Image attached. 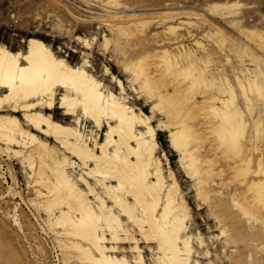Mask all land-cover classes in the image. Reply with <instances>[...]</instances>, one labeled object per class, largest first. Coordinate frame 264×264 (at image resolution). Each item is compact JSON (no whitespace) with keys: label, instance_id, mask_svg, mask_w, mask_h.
<instances>
[{"label":"bare ground","instance_id":"bare-ground-1","mask_svg":"<svg viewBox=\"0 0 264 264\" xmlns=\"http://www.w3.org/2000/svg\"><path fill=\"white\" fill-rule=\"evenodd\" d=\"M79 1L98 25L72 35L85 48L77 61L36 34L18 47L0 39L5 72L12 57L23 65L34 52L63 61L61 83L49 91L25 96L0 86V198H18L0 212L23 235L35 264L46 250L33 236V251L22 204L45 235L53 264H264V25L244 23L240 0H214L201 10L167 1L159 9ZM147 37L153 48L129 53ZM95 44L125 80L110 59L96 71L87 52ZM225 116L236 121L238 146L231 135H217L221 124L233 131ZM163 132L216 231L195 225L158 141ZM11 158L25 173L27 197L4 163ZM215 242L220 247L212 249Z\"/></svg>","mask_w":264,"mask_h":264},{"label":"rangeland","instance_id":"rangeland-1","mask_svg":"<svg viewBox=\"0 0 264 264\" xmlns=\"http://www.w3.org/2000/svg\"><path fill=\"white\" fill-rule=\"evenodd\" d=\"M126 1L128 4L137 8L159 9L162 8L163 3L167 1L171 6L192 7L201 10L206 4L214 0ZM240 1L245 4L243 9L245 16L244 23L247 25H264V0ZM67 8L70 9L75 16L70 15L66 11ZM208 17L217 24L225 27L230 33L234 32V30L221 18L211 16ZM59 20L62 22L61 28H59L57 25ZM97 25L98 24L95 22V19L91 18L88 12L83 9V3L79 0H0V39L15 47L25 43L22 41V39H26L28 36L36 34L51 43L54 48L58 49L61 47L63 51H67L70 54L69 58L71 60L77 61L80 59L81 51L85 48L82 47L81 43L77 42L72 35L76 33L89 35L97 29ZM67 28L71 30L70 35L67 33ZM151 29L160 30V24L152 25ZM193 30L199 32L198 29ZM160 38H162L161 35L157 37V40ZM149 39L150 37H147L146 42H144L142 45H138V47L129 49V53H133L134 51L141 48H150V46L153 48V45H155L154 41L152 39L149 41ZM72 48H76V51L72 50ZM87 52H90L89 57L96 71L101 73L102 62H107L110 59V53L107 54L108 57L104 56L101 54V49H99L96 44L93 49H88ZM110 65L113 72L125 80L124 73L121 71L114 58L110 59ZM140 105L144 106V109L148 111V107H145L142 101H140ZM58 115L62 116L61 109H59ZM158 141L161 148H165L168 152L170 163L178 174L179 180L186 192V197L192 206L195 225H197L199 229L205 234H208L209 231H216L214 221L210 216H208V214H205L207 213L206 206L204 204L198 205V202L193 196V190L190 187V181L180 171L177 163V155L175 151L171 150L169 147L167 134L165 132L159 133ZM5 160V165L9 166L11 171L16 174L18 178V189H20L23 195L27 197L31 193V189L27 186V179L24 171L16 159L11 158ZM7 174L9 173L7 172ZM5 190L6 183H4L0 177V196L5 192ZM15 200H18V198L14 199L11 196H7L4 199L0 198V206L6 210L11 205H13ZM21 213L26 225L27 238L34 247L33 251L36 250L33 239V236H35L37 240L42 243L46 250L45 255H41L36 251L42 259V264H53L55 262L54 253L47 244L45 235L41 232L37 221L34 219V217H31L29 209L25 204H22ZM6 243H11L12 248L10 251L7 250ZM211 244L212 243H210V245ZM215 245L217 248L220 247V244L215 242L213 245H211V248L213 249ZM7 251L9 252L8 254H10V260L4 262L2 261V258H0V264H35V258L33 257L32 249L28 246V243L23 235L16 231L13 226H11L9 220L5 218L0 212V257H2ZM223 264L228 263L224 261Z\"/></svg>","mask_w":264,"mask_h":264},{"label":"snow or ice","instance_id":"snow-or-ice-1","mask_svg":"<svg viewBox=\"0 0 264 264\" xmlns=\"http://www.w3.org/2000/svg\"><path fill=\"white\" fill-rule=\"evenodd\" d=\"M20 57H12L7 71L3 70L0 65V86L5 89L12 88L15 91L28 95L37 92L40 89L45 91L51 90L54 84L61 83V73L59 68L63 67V61H56L50 55L41 56L38 53H32L23 57V65H17L16 61ZM64 87H68L67 84ZM264 99V96H262ZM85 114L87 111L85 110ZM224 120L233 131L228 132L225 125H218L220 132L217 133L221 139L227 138L228 135L233 137L232 143L238 146V131L235 129L236 121L231 117L225 116Z\"/></svg>","mask_w":264,"mask_h":264}]
</instances>
